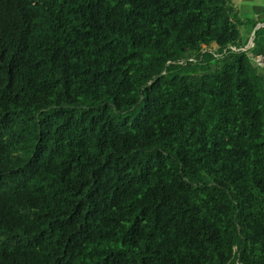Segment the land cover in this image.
Listing matches in <instances>:
<instances>
[{
	"label": "trees",
	"instance_id": "trees-1",
	"mask_svg": "<svg viewBox=\"0 0 264 264\" xmlns=\"http://www.w3.org/2000/svg\"><path fill=\"white\" fill-rule=\"evenodd\" d=\"M233 13L0 0V264H264V88Z\"/></svg>",
	"mask_w": 264,
	"mask_h": 264
},
{
	"label": "crops",
	"instance_id": "crops-1",
	"mask_svg": "<svg viewBox=\"0 0 264 264\" xmlns=\"http://www.w3.org/2000/svg\"><path fill=\"white\" fill-rule=\"evenodd\" d=\"M234 8L233 19L239 29L237 48L245 50L250 56L264 53V0H229ZM253 21V24L250 23ZM259 84L264 88V68H257Z\"/></svg>",
	"mask_w": 264,
	"mask_h": 264
},
{
	"label": "built area",
	"instance_id": "built-area-1",
	"mask_svg": "<svg viewBox=\"0 0 264 264\" xmlns=\"http://www.w3.org/2000/svg\"><path fill=\"white\" fill-rule=\"evenodd\" d=\"M250 60L255 67L264 68V53H254L250 56Z\"/></svg>",
	"mask_w": 264,
	"mask_h": 264
}]
</instances>
